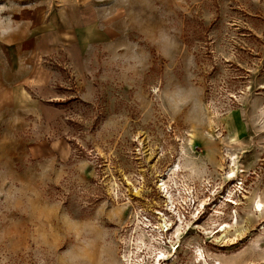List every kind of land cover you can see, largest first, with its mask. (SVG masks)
I'll use <instances>...</instances> for the list:
<instances>
[{
	"label": "rangeland",
	"instance_id": "374dc122",
	"mask_svg": "<svg viewBox=\"0 0 264 264\" xmlns=\"http://www.w3.org/2000/svg\"><path fill=\"white\" fill-rule=\"evenodd\" d=\"M87 1L85 68L0 76V264H264V0Z\"/></svg>",
	"mask_w": 264,
	"mask_h": 264
},
{
	"label": "crops",
	"instance_id": "0c3cea01",
	"mask_svg": "<svg viewBox=\"0 0 264 264\" xmlns=\"http://www.w3.org/2000/svg\"><path fill=\"white\" fill-rule=\"evenodd\" d=\"M99 19L97 6L87 0L0 2V76L6 90L28 99L26 87L42 90L48 79L40 61L55 52L67 54L73 68H85L83 52L101 43Z\"/></svg>",
	"mask_w": 264,
	"mask_h": 264
},
{
	"label": "bare ground",
	"instance_id": "6f19581e",
	"mask_svg": "<svg viewBox=\"0 0 264 264\" xmlns=\"http://www.w3.org/2000/svg\"><path fill=\"white\" fill-rule=\"evenodd\" d=\"M231 157V156H230ZM231 162H232V164H234V158H232L231 157ZM231 164V165H232ZM178 165L179 164H177V165H175L174 167H172L171 169H169L168 170V172H167V176H170V175H172V174H174L175 172H176V170L178 169ZM221 165V164H220ZM221 168V167H220ZM232 168V167H231ZM233 175H234V169H231L230 170V172H229V175H228V178H231V177H233ZM165 180H162V182H161V185L162 186H165V182H164ZM171 198V196L169 195V199ZM258 205L260 206V207H258ZM262 203H260L259 201L258 202H256V204L254 205L256 208H257V211H260V212H262ZM261 216V215H260ZM262 218V217H261ZM163 228L166 230V229H168V225L166 224V222H164L163 223ZM221 227V228H220ZM219 228V230H218V232H225L226 231V228H228L227 227V225H223V226H220ZM143 235V234H142ZM141 235V237L143 238V236ZM139 243V242H138ZM140 243H142L143 245H145V243H144V240L143 239H140ZM173 250H175L174 248H173ZM149 255V254H148ZM149 257V256H148ZM151 257V256H150ZM156 260H155V264H158L159 263V261L160 260H163L164 258L166 259V263L165 264H173L174 263V259H173V255L171 256V258H168L167 256H166V254L164 253V252H162V251H160L157 255H156V257H154ZM127 264H130V263H127ZM199 264H200V261H199Z\"/></svg>",
	"mask_w": 264,
	"mask_h": 264
},
{
	"label": "snow or ice",
	"instance_id": "6c2138e0",
	"mask_svg": "<svg viewBox=\"0 0 264 264\" xmlns=\"http://www.w3.org/2000/svg\"><path fill=\"white\" fill-rule=\"evenodd\" d=\"M258 207H260V206L258 205Z\"/></svg>",
	"mask_w": 264,
	"mask_h": 264
}]
</instances>
